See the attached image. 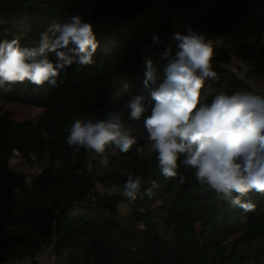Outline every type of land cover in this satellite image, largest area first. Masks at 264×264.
<instances>
[{
    "label": "trees",
    "instance_id": "1",
    "mask_svg": "<svg viewBox=\"0 0 264 264\" xmlns=\"http://www.w3.org/2000/svg\"><path fill=\"white\" fill-rule=\"evenodd\" d=\"M162 2L178 9L185 4L189 25L171 22ZM74 15L93 25L100 42L93 65H72L57 87L25 82L11 91L0 88V102L43 110L36 122L17 121L0 107V264L33 257L44 246L53 247L51 264H264V196L249 193L256 208L241 223L242 210L200 186L193 169L180 166L183 184L178 177L166 180L149 148L144 117L134 121L123 113L137 141L128 153L115 146L103 155L77 153L65 140L74 119H106L131 95L143 94L147 59L162 81L168 62L162 54L175 56V34L189 30L230 48L209 42L217 74L202 89L209 102L213 89L264 95V0H0V40L36 46L50 23ZM235 58L263 93L244 82ZM124 83L129 90L115 97ZM15 156L38 173L29 178L11 169ZM125 172L143 177L141 194L149 180L159 187L151 198L130 201L122 195Z\"/></svg>",
    "mask_w": 264,
    "mask_h": 264
},
{
    "label": "clouds",
    "instance_id": "2",
    "mask_svg": "<svg viewBox=\"0 0 264 264\" xmlns=\"http://www.w3.org/2000/svg\"><path fill=\"white\" fill-rule=\"evenodd\" d=\"M152 39L160 41L158 34ZM174 39L179 42L175 56H170V50L162 54L168 60L162 81L154 61L147 59L144 93L131 95L120 112L113 111L106 119H74L66 143L77 153L84 149L103 155L112 146L128 153L137 141L129 134L123 113L134 121L144 117L146 139L159 173L166 180L178 177L183 184L185 176L178 169L181 165L193 169L196 182L241 209L240 222L245 223L256 208L247 198L249 193L264 196V95L213 89L209 102L202 89L207 80L217 77L211 44L191 30L187 35L176 33ZM99 47L93 25L79 15L50 23L36 46H22L18 38L0 40V88L7 86L11 91L12 85L25 82L57 87L61 73L72 65H93ZM128 90L124 83L114 95L119 98ZM149 105L150 115L145 116ZM124 175L122 195L130 201L144 195L151 198L159 187L156 180H149L150 187L141 194L143 177Z\"/></svg>",
    "mask_w": 264,
    "mask_h": 264
},
{
    "label": "built area",
    "instance_id": "3",
    "mask_svg": "<svg viewBox=\"0 0 264 264\" xmlns=\"http://www.w3.org/2000/svg\"><path fill=\"white\" fill-rule=\"evenodd\" d=\"M161 7L168 15L171 22L176 25L188 26V18L190 17L189 8L184 4L182 8H176L172 3L162 2ZM210 43H214L222 49H230L229 46H226L221 40L209 41ZM237 59V58H236ZM245 67V66H244ZM242 68V67H241ZM241 78L246 82L249 86L256 90H260L263 93V90L259 88V83L257 79L250 74L249 70L245 67L242 68ZM123 223L127 224L129 221V216L123 218ZM53 247L44 246L42 250L37 253L33 257L24 258L22 260H14L5 264H51L52 263V254Z\"/></svg>",
    "mask_w": 264,
    "mask_h": 264
},
{
    "label": "rangeland",
    "instance_id": "4",
    "mask_svg": "<svg viewBox=\"0 0 264 264\" xmlns=\"http://www.w3.org/2000/svg\"><path fill=\"white\" fill-rule=\"evenodd\" d=\"M237 67L245 68L244 65L238 59L235 58V63L233 68L237 69ZM0 107H5L8 110H10V112L13 115V118L17 121L29 120L36 122L43 113V110L40 108L24 106L17 103L4 104L0 102ZM31 158L33 157L31 156ZM10 167L13 170H21L23 172H26L29 178L34 176L39 171L37 167L30 166L29 164H27L26 161L22 160L19 156H15L13 159L10 160ZM120 209H121V214L123 215L126 209L125 204H122Z\"/></svg>",
    "mask_w": 264,
    "mask_h": 264
}]
</instances>
